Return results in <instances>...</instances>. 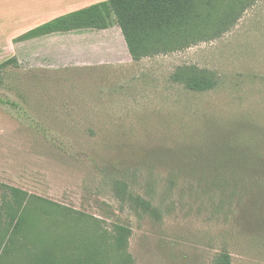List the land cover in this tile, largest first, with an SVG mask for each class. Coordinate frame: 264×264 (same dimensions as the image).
Masks as SVG:
<instances>
[{"label":"rangeland","instance_id":"rangeland-1","mask_svg":"<svg viewBox=\"0 0 264 264\" xmlns=\"http://www.w3.org/2000/svg\"><path fill=\"white\" fill-rule=\"evenodd\" d=\"M248 2L190 47L140 61L119 27L85 42L19 44L0 58L17 59L0 74V199L14 187L86 216L52 228L54 248L22 259L118 264L120 225L131 230L130 264H214L221 254L264 264V226L242 218L241 201L211 176L234 145L264 155V0ZM183 66L209 71L216 86L175 83ZM118 181L133 196L119 195Z\"/></svg>","mask_w":264,"mask_h":264},{"label":"trees","instance_id":"trees-1","mask_svg":"<svg viewBox=\"0 0 264 264\" xmlns=\"http://www.w3.org/2000/svg\"><path fill=\"white\" fill-rule=\"evenodd\" d=\"M226 1L107 0L56 19L29 32L21 39L79 29H107L117 25L124 36L132 60L140 61L155 55L183 50L210 32L216 31L217 26L225 24L223 18L230 19V14L236 13V5H244L243 0H228L227 5H215ZM15 63V57L1 63L0 74L7 66ZM172 80L198 93L210 91L216 86L212 73L195 66L177 68ZM240 150L234 145L226 152V159L216 160L221 167L211 171L212 185L219 189L225 198L239 199L241 202L238 207L242 218L249 220L253 226L261 227L264 226V155L262 152L251 154L246 152L247 150L239 153ZM227 164H233L234 168L227 169ZM229 172L230 176H227ZM115 189L123 197L133 196L124 182H116ZM132 200L147 212L152 209V205L140 196L132 197ZM74 214L80 216L74 218L71 216ZM60 216L65 220L63 224L59 222ZM84 216L55 202L9 187L8 194L0 199V264H58L57 256L40 255L38 258L30 257L26 260L22 259L25 255L22 252L28 250L31 254V251L40 247L54 248L57 241L53 233H49L52 228L60 225L73 227L76 222H81L78 218ZM93 222V228L89 229L96 233L99 221L94 219ZM114 230L112 250L115 247L117 252H123V255L117 253L118 264H130L126 248L131 230L120 225H116ZM98 237L104 239V236ZM103 243L100 245L102 249ZM99 259L94 258L92 264H105L104 260ZM214 264H231V257L221 254Z\"/></svg>","mask_w":264,"mask_h":264},{"label":"crops","instance_id":"crops-1","mask_svg":"<svg viewBox=\"0 0 264 264\" xmlns=\"http://www.w3.org/2000/svg\"><path fill=\"white\" fill-rule=\"evenodd\" d=\"M107 0H0V58L14 56L17 45L33 42L56 41L63 37L77 42L91 40L107 29H79L70 32L51 33L34 38L21 39L29 32L40 28L56 19L88 9ZM227 5L229 2L215 3ZM9 56V57H10ZM14 58V57H13ZM11 59V58H10ZM8 60V59H7ZM6 61V60H5ZM3 63V62H2Z\"/></svg>","mask_w":264,"mask_h":264}]
</instances>
